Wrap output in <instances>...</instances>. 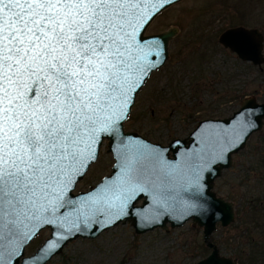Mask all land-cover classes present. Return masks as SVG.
Masks as SVG:
<instances>
[{
  "label": "snow or ice",
  "instance_id": "6c2138e0",
  "mask_svg": "<svg viewBox=\"0 0 264 264\" xmlns=\"http://www.w3.org/2000/svg\"><path fill=\"white\" fill-rule=\"evenodd\" d=\"M179 0H0V264H45L61 242L129 208L206 212L203 173L254 127L240 112L177 162L122 133L134 94L166 55L146 26ZM104 139H119L120 179L72 194ZM148 190L151 201H134ZM51 235L22 261L42 226Z\"/></svg>",
  "mask_w": 264,
  "mask_h": 264
},
{
  "label": "rangeland",
  "instance_id": "374dc122",
  "mask_svg": "<svg viewBox=\"0 0 264 264\" xmlns=\"http://www.w3.org/2000/svg\"><path fill=\"white\" fill-rule=\"evenodd\" d=\"M236 24L261 31L264 55V0H179L152 19L145 33L158 32L169 25H175L178 31L168 42V56L163 64L149 73L134 95L123 130L165 144L170 138L184 137L201 118L229 115L239 103L230 93H240L241 97L253 95L257 101H264V62L258 69L241 60L246 64L244 68L234 62L237 57L232 52L217 42L221 30ZM192 49L203 51L204 59L187 58ZM223 50L230 52V56H224ZM197 62L202 63L196 65ZM263 128L264 125L260 130ZM254 133L247 141L255 139ZM245 146L232 155L231 166L214 180L213 190L225 199L232 200L228 194L235 199L237 193L245 190L234 179L244 161L241 151ZM105 148L103 140L97 158L75 183L73 192L87 189L108 173L112 158ZM217 183L221 191L215 190ZM257 185L254 193L261 190ZM258 221L263 225L264 217H258ZM262 230L257 229L254 236L260 238ZM48 233V228L40 229L24 246L23 254L32 253ZM240 233V222L234 216L224 227L216 224L209 239L219 254L233 257L236 249L234 252L241 253L238 264H247L245 258L251 252H264V241L263 246L251 247ZM208 252L201 227L190 220L167 230L157 227L142 233H134L128 222H119L92 238L67 241L45 264H194ZM262 255L253 263L264 264Z\"/></svg>",
  "mask_w": 264,
  "mask_h": 264
},
{
  "label": "water",
  "instance_id": "95a60500",
  "mask_svg": "<svg viewBox=\"0 0 264 264\" xmlns=\"http://www.w3.org/2000/svg\"><path fill=\"white\" fill-rule=\"evenodd\" d=\"M177 31L178 28L175 25H169L158 32L144 33L145 35L161 36L163 39L167 41L166 55L160 58L159 66L154 68L153 70L159 68L163 64L164 60L167 58L168 42L173 36L176 35ZM217 42L222 47L232 52L238 59L256 65L258 69L261 68V63L264 62V55L262 52L263 34L256 27H248L241 24L228 26L218 33ZM240 112L251 113V119L254 121V127L249 132H247L241 140L234 141L232 146L223 152L222 157L216 160L215 163L211 165L210 169L206 170L203 173L202 183L205 186L204 195L205 197H207L206 207L208 209L206 212L185 213V212H181L179 209L175 211L169 210L166 212H162L160 216L154 221L146 222V221H142L139 215L135 214L133 210L129 208L128 213L120 217L119 219H115V218L108 219L105 217H101L100 223L98 225L93 224L91 225L90 228H84L81 225L80 230L78 232H75L74 234H68V239L62 241L60 248L57 249L53 254L59 252L62 246L67 241L75 237L92 238L101 231L119 222L120 223L128 222L132 226L134 233H142L157 227L162 228L163 230H167V228L180 226L185 221L190 220L191 224H195L201 227L202 241L204 245L210 249L205 256L196 260L194 264H236V257L219 254L217 247L209 239V235L215 229L216 224L224 227L234 220V202L232 200L225 199L221 195H217L212 187L215 178H217L220 175L221 171L231 166L232 155L245 146L246 141L250 136V134L259 131L263 127L264 101H257L253 95L243 96L239 100L237 108L234 109L229 115L223 117L201 118L196 121L194 126L187 132V134L184 137L181 138L173 137L165 144H161L157 141H150L149 139L143 137L142 135H140L135 131L123 130V122L126 119H124L121 122L122 133L126 134L129 140L135 142L133 147H143L146 149L153 150L156 153H159V155L164 160L174 163L181 160L186 153H191L193 151L199 150V148L202 146V138L207 133L210 132L222 133L225 130L229 129L232 123H234V117L236 119H239V117H236V114ZM104 140L106 141L105 151L109 152L112 157L110 170L108 171V173L102 175L98 179V181L95 182V184L89 185L87 189L73 192V187L75 183L83 176L87 167L94 160L90 162V164L84 170L83 174L81 176H78L74 181L71 190L74 196H78L81 193L90 192L101 181L107 182L109 178H111L113 181L120 179L122 160L120 154L118 153V148L120 147L119 139H117L115 142L109 139H104ZM151 198H152L151 194L146 189L145 192L141 194L140 197L134 201V205L136 208H139L144 203L145 200H148L150 202ZM137 200H139V203H136ZM45 227L49 229L48 236L45 237L43 241L34 249V251L28 255L23 254L24 246L29 241L25 242L24 246L22 247V256L20 257L21 261L25 257L33 256L37 252L41 244L51 235L52 232L51 226L48 225L42 226V228ZM40 229H38L37 231H39ZM51 255L45 258V262Z\"/></svg>",
  "mask_w": 264,
  "mask_h": 264
},
{
  "label": "trees",
  "instance_id": "16d2710c",
  "mask_svg": "<svg viewBox=\"0 0 264 264\" xmlns=\"http://www.w3.org/2000/svg\"><path fill=\"white\" fill-rule=\"evenodd\" d=\"M188 53L189 54L187 55L185 54L187 58L193 57L194 59L197 58L199 60L204 59V56L201 57V55H205L203 51H199L198 49H192ZM223 53L224 56H230L231 54L225 50H223ZM234 62L246 68V64H244L238 58H235ZM201 63L202 62H197L196 65H200ZM248 65L251 66V64ZM197 78H199V75H197ZM230 95L234 98H241L240 93H230ZM253 136L255 139L252 141L249 138L245 149L241 151V153L244 154V161L240 162L239 172L234 175V179L237 182L239 188L242 189L244 187L245 190L244 192L243 190L240 191L239 194L237 193L235 199L232 198V195H227L230 199H232L233 202L235 201L234 216L237 221L240 222V235L246 240L248 244L251 245V247L255 245L259 246L264 241V230H262L260 233V238H256L254 236V232H256L257 229H264V223L263 225L258 223V217H264V128L254 133ZM254 185L260 186L261 190H259L257 193H254ZM215 190H222L220 183H217ZM233 250L235 251L236 249ZM259 250L261 249L256 250V252L254 251V253L251 252V254L245 258L247 264H254L253 262L260 260L264 252L262 251L261 254ZM234 251L233 257H236L238 260H240L238 254L241 255V253H236Z\"/></svg>",
  "mask_w": 264,
  "mask_h": 264
},
{
  "label": "flooded vegetation",
  "instance_id": "af4514ba",
  "mask_svg": "<svg viewBox=\"0 0 264 264\" xmlns=\"http://www.w3.org/2000/svg\"><path fill=\"white\" fill-rule=\"evenodd\" d=\"M255 66H256V65H255ZM256 67H257V66H256ZM257 68H258V67H257ZM240 99H241V98H240ZM240 99H239V100H240ZM170 139H171V138H170ZM170 139H169V140H170ZM169 140H168V141H169ZM168 141H167V142H168ZM167 142H166V143H167ZM161 144H162V143H161ZM100 146H101V145H100ZM99 148H100V147H99ZM98 152H99V151H98ZM111 158H112V157H111ZM109 170H110V168H109ZM97 181H98V180H97ZM97 181H95V182H97ZM95 182H94L93 184H95ZM93 184H92V185H93ZM136 203H139V200H137ZM209 250H210V249H209ZM236 264H238V259H237V258H236Z\"/></svg>",
  "mask_w": 264,
  "mask_h": 264
}]
</instances>
